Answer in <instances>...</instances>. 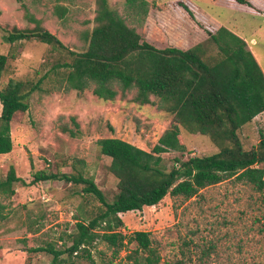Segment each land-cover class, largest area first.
<instances>
[{
	"label": "rangeland",
	"instance_id": "374dc122",
	"mask_svg": "<svg viewBox=\"0 0 264 264\" xmlns=\"http://www.w3.org/2000/svg\"><path fill=\"white\" fill-rule=\"evenodd\" d=\"M108 1L155 45L189 47L201 41L199 34L190 37L183 32L159 31L158 26L171 23L172 16L186 24L184 10L177 14L170 6L174 0H151L171 11L166 21L157 20L150 32L128 15L125 0ZM195 1L208 6L217 20L246 38L264 69V13L224 8L212 0ZM56 4L68 8L64 17L57 13ZM96 8V0H0V53L9 55L2 85L11 78L37 83L45 76L41 87L31 94L29 109L17 112L12 120L14 149L0 154V180L7 178L13 166L17 176L28 183L14 182V195L0 190V264H52V254L32 253L30 248L51 244L60 250L65 244L69 246V235L75 232L77 221L89 217L85 214L87 206L82 207L84 184L52 179L30 183L35 172H82L93 178L112 201L117 179L109 170L111 158L101 153L97 140L125 137L151 151L174 122L173 115L157 105L132 102L136 89L115 101L99 99L92 87L83 92L65 89V80L51 69L56 62L68 59L65 51L35 38L16 44L6 40L15 25L34 27L27 18L29 12L70 50L81 52L87 48L86 32L94 26ZM180 131L186 150L163 153L168 171L177 157L204 156L220 150L208 135H195L182 125ZM262 134L264 115L256 116L239 130L247 150L258 145ZM200 192L190 199L168 194L144 210L122 213L124 232L130 236L137 230L149 231L160 256L159 264H264V194L231 178ZM89 208L93 209L94 204ZM136 248L135 242H128L120 254L114 255L98 240L91 247L93 261L78 256L71 260L77 264H131L128 254Z\"/></svg>",
	"mask_w": 264,
	"mask_h": 264
},
{
	"label": "trees",
	"instance_id": "16d2710c",
	"mask_svg": "<svg viewBox=\"0 0 264 264\" xmlns=\"http://www.w3.org/2000/svg\"><path fill=\"white\" fill-rule=\"evenodd\" d=\"M213 1L229 8L264 13V0ZM177 3L195 19L186 1ZM96 5L94 26L86 32L88 45L81 52L70 50L29 12L26 15L34 27L15 25L6 40L16 44L35 38L65 51L68 59L51 67L65 80V89L83 92L92 87V93L103 101L125 98L136 89L132 102L157 105L172 114L174 122L151 151L116 136L97 140L101 153L111 158L109 170L117 179L112 201L93 178L82 172H35L30 183L52 179L84 184L82 207L87 206L85 214L89 217L77 221L75 232L69 235V246L65 244V248L57 250L49 244L30 248V252L52 254V264H77L72 257L92 260L91 247L98 240L114 255L120 254L126 243L135 242L137 248L128 254L131 264H159L151 233L137 230L128 236L123 230L122 213L156 205L168 194L190 199L202 189L229 178L250 184L264 194V134L258 145L249 150L239 136L244 125L264 112V72L248 42L226 26L208 31L205 39L189 47L159 46L145 39L138 27L129 24L127 17L112 8L108 0H96ZM125 5L128 15L143 27L152 3L125 0ZM55 9L60 17L68 10L61 4H56ZM8 61L9 55L0 53V154L13 150L12 120L17 112L29 109L31 94L45 79L43 76L33 83L11 78L2 85ZM180 125L195 135H208L220 145V150L204 156L177 157L168 171L163 153L186 150ZM14 182L28 185L12 166L7 178L0 180V190L14 195ZM91 204L93 209L89 208ZM2 256L0 245V259Z\"/></svg>",
	"mask_w": 264,
	"mask_h": 264
},
{
	"label": "crops",
	"instance_id": "0c3cea01",
	"mask_svg": "<svg viewBox=\"0 0 264 264\" xmlns=\"http://www.w3.org/2000/svg\"><path fill=\"white\" fill-rule=\"evenodd\" d=\"M149 1L151 2V0H149ZM174 1L170 4V6L172 7V10H174V12H176L177 14H182L181 10H184V9L177 3L178 0H174ZM184 1H186L189 4V6H190V8H191V10L195 16V19H193L189 15V13L186 10H184V12H185L184 20H185L186 24H181V22H180L181 18L179 19L176 16H172L170 18V19H172L171 23L164 24L163 26H158L159 31L162 32L164 30H167V31L174 32V33L183 32L184 34H186L190 37L194 36L196 34H199L201 36V40H203L207 37L208 31H215L220 26H222V25L225 26V23L217 20L215 13H213L208 6L200 5L195 0H184ZM151 3H152L151 11L149 13V16L147 18L146 23L143 26L144 30L146 32H150V30L154 28V25H156L157 20L166 21V19L168 18V13L171 11V9L166 7V5H164V4H161L160 2L156 1V2H151ZM212 3H214V5H217L220 7L229 8L228 6H225L224 4L223 5L220 4L219 1L216 2V1L212 0ZM231 9H236V8H231ZM236 10H238V9H236ZM157 11H159V14L157 13ZM238 11H242V10H238ZM245 12H247V11H245ZM248 13L254 14L253 12H248ZM167 25H169V26H167ZM244 39L246 40V38H244ZM252 52L254 53L257 61L259 62L260 66H261V62H260L258 56L256 55V53L253 50H252ZM261 68H262V66H261ZM262 70L264 72L263 68H262ZM263 115H264V112L260 113L257 116H263ZM119 138H122L128 142H131V143L145 149L142 145L136 144L134 141H130L125 137L119 136ZM146 207H148V206H145L144 209ZM128 212H130V211H128Z\"/></svg>",
	"mask_w": 264,
	"mask_h": 264
}]
</instances>
